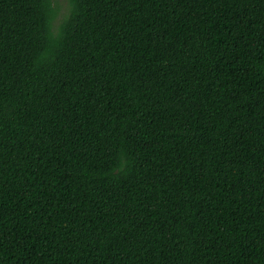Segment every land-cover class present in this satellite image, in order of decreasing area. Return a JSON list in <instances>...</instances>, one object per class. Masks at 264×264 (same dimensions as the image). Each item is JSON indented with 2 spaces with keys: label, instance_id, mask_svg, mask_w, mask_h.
I'll return each mask as SVG.
<instances>
[{
  "label": "trees",
  "instance_id": "obj_1",
  "mask_svg": "<svg viewBox=\"0 0 264 264\" xmlns=\"http://www.w3.org/2000/svg\"><path fill=\"white\" fill-rule=\"evenodd\" d=\"M0 0V264H264V0Z\"/></svg>",
  "mask_w": 264,
  "mask_h": 264
},
{
  "label": "rangeland",
  "instance_id": "obj_2",
  "mask_svg": "<svg viewBox=\"0 0 264 264\" xmlns=\"http://www.w3.org/2000/svg\"><path fill=\"white\" fill-rule=\"evenodd\" d=\"M52 3L56 8V17L52 25L55 31L62 18L69 12V0H52Z\"/></svg>",
  "mask_w": 264,
  "mask_h": 264
}]
</instances>
